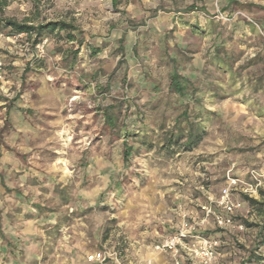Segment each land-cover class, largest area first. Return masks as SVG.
Here are the masks:
<instances>
[{
  "label": "rangeland",
  "instance_id": "374dc122",
  "mask_svg": "<svg viewBox=\"0 0 264 264\" xmlns=\"http://www.w3.org/2000/svg\"><path fill=\"white\" fill-rule=\"evenodd\" d=\"M2 16L77 30L42 48L0 31V264H123L134 234L219 212L232 181L243 230L208 218L200 236L219 242L211 264H264V215L244 199L264 204V0H9ZM105 112L136 135L116 139ZM184 119L202 140L166 150Z\"/></svg>",
  "mask_w": 264,
  "mask_h": 264
},
{
  "label": "trees",
  "instance_id": "16d2710c",
  "mask_svg": "<svg viewBox=\"0 0 264 264\" xmlns=\"http://www.w3.org/2000/svg\"><path fill=\"white\" fill-rule=\"evenodd\" d=\"M31 2H35V0H31ZM8 3L9 0H0V31L9 30L12 35L25 34L29 39H32V44L34 46L39 44L45 36L50 34L58 36L61 32L65 33V39L68 42L75 39L72 32L76 31L77 28L63 21H50L46 23L33 24L30 21L18 22L14 19L3 17V10L8 6ZM180 79V76L176 72H173L170 75L168 90L182 96L186 89L187 80L183 78V80ZM103 117L106 127L112 129V131L114 130L113 136L116 139H126L136 135L134 132L128 131L127 129H123L122 132L121 130H115L116 118L112 113L105 112ZM183 123L185 125L183 124L182 126L179 124L173 127V129L169 132H166L164 135L163 141L164 148H166V150L176 148L178 152H191L202 140V137L204 136V129L201 124L194 121L191 122L188 119H184ZM123 145H125V142ZM129 151L130 150L125 149L123 152L125 160L130 156ZM244 199L248 203L249 207L251 206L252 208H255L260 212V214L264 215V211H260L261 207H264V204L246 196H244ZM261 226L264 227V224L262 223Z\"/></svg>",
  "mask_w": 264,
  "mask_h": 264
},
{
  "label": "built area",
  "instance_id": "2783aa9c",
  "mask_svg": "<svg viewBox=\"0 0 264 264\" xmlns=\"http://www.w3.org/2000/svg\"><path fill=\"white\" fill-rule=\"evenodd\" d=\"M75 1V0H70ZM42 45H37V48H42ZM1 70V64H0ZM235 181L221 189L218 198L214 201L216 212L209 205L201 206L203 219L196 222L189 220L184 211L180 212V222L175 232L163 238L160 242L154 244L152 249L154 252L162 254H170L173 258V264H180L178 258L188 259L196 264H211L217 256L219 242L216 239L200 236V228L205 223L206 219L212 218L214 224L220 229L234 228L238 231L243 230L241 224H234V212L239 209V204L232 200L230 189ZM259 185L256 180L255 188ZM251 190V187H249ZM244 192H247L245 189ZM89 261L102 263L106 260V256L98 254L96 257L89 256Z\"/></svg>",
  "mask_w": 264,
  "mask_h": 264
},
{
  "label": "crops",
  "instance_id": "0c3cea01",
  "mask_svg": "<svg viewBox=\"0 0 264 264\" xmlns=\"http://www.w3.org/2000/svg\"><path fill=\"white\" fill-rule=\"evenodd\" d=\"M160 239L162 240L163 238ZM160 239L150 243L143 236V231L134 234L133 239L128 240V249L124 250V255L120 258L121 262L123 264H142L143 262L144 264H173V258L170 256V254H162L153 251L152 246L160 242ZM87 254L85 257L82 254L79 257L76 256L75 258H80L81 264H88V262L85 260V258L88 256ZM98 254L101 253L96 252L90 254L89 256L96 257ZM178 260L180 264H185V259L178 258ZM92 262L94 263L96 261Z\"/></svg>",
  "mask_w": 264,
  "mask_h": 264
}]
</instances>
